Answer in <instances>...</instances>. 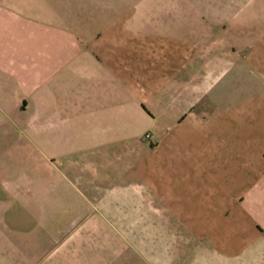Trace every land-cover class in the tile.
Wrapping results in <instances>:
<instances>
[{
	"label": "crops",
	"instance_id": "1",
	"mask_svg": "<svg viewBox=\"0 0 264 264\" xmlns=\"http://www.w3.org/2000/svg\"><path fill=\"white\" fill-rule=\"evenodd\" d=\"M185 2L0 0V264H264V0Z\"/></svg>",
	"mask_w": 264,
	"mask_h": 264
},
{
	"label": "rangeland",
	"instance_id": "2",
	"mask_svg": "<svg viewBox=\"0 0 264 264\" xmlns=\"http://www.w3.org/2000/svg\"><path fill=\"white\" fill-rule=\"evenodd\" d=\"M67 2H72L70 5L66 4V11L73 12V11H85L86 8H95V10L98 11H114V12H123L128 10H135V11H157V10H165V6L168 4L169 0H147L145 3L137 5L134 3V0H81L79 3L78 0H66ZM251 4H245V3H238L233 4L230 6V8L226 9V12L229 13H247L250 11ZM63 10V9H62ZM201 7L200 5H191L190 3L187 4L185 0H177V3L173 7L172 11L174 13H196L200 12ZM49 231H52L53 229H48ZM50 244L43 243L40 247H37L36 249H33V259L31 264L38 261V256H43L48 250L50 249ZM3 247V256L4 258H9L8 255L6 256V253H11V255L19 256L15 251V253L10 249L6 250L8 247H4V244L2 243ZM6 258V259H7ZM28 264V263H27ZM185 264V263H183Z\"/></svg>",
	"mask_w": 264,
	"mask_h": 264
},
{
	"label": "built area",
	"instance_id": "3",
	"mask_svg": "<svg viewBox=\"0 0 264 264\" xmlns=\"http://www.w3.org/2000/svg\"><path fill=\"white\" fill-rule=\"evenodd\" d=\"M145 139L149 140L151 139V136L149 134H145Z\"/></svg>",
	"mask_w": 264,
	"mask_h": 264
}]
</instances>
